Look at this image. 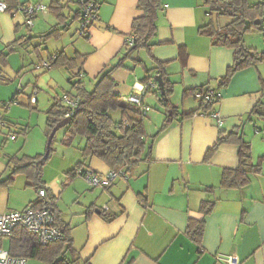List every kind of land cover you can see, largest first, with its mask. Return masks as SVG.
I'll list each match as a JSON object with an SVG mask.
<instances>
[{
    "label": "crops",
    "instance_id": "1",
    "mask_svg": "<svg viewBox=\"0 0 264 264\" xmlns=\"http://www.w3.org/2000/svg\"><path fill=\"white\" fill-rule=\"evenodd\" d=\"M94 1L98 3L96 20L88 28L87 39L78 32L79 21L73 20L80 0H18L15 9L0 13V118L4 123L0 124V144L15 141L26 129L20 145L5 153L1 150L2 176L7 172L10 177L11 156L33 157L45 151L46 111L62 95L75 94L72 72L66 67L43 69L40 62L56 53L77 58L82 86L90 91L102 73L123 57L132 22L142 15L138 0ZM27 4L47 8L35 16L32 27L24 24V15L17 10ZM248 4H264V0ZM51 6L62 7V23ZM219 18L203 0H161L150 52L141 49L114 69V93L120 98L130 95L145 78L157 75L158 64L173 88L169 103L174 119L159 134L165 116L149 115L144 120L149 152L129 168L126 178L100 189L92 188L82 176L71 175L80 163L83 170L97 174L110 170L97 157L83 161L84 139L80 138L62 146L61 156H54L47 172L42 171L43 187L61 221L70 227L74 253L67 254L69 259L77 258L80 264H223L218 255H226L235 256L238 264H264V160L245 187L224 189L220 188L223 170L238 166L237 146L223 143L206 158L219 133L233 130L249 144L251 165L264 157V60L235 71L221 84L232 66L234 50L214 45L199 32L210 22L217 30L230 23ZM256 21L260 20L253 22L255 26L262 24ZM56 28L60 29L57 37L44 42L43 37ZM247 41V48L257 55L264 53L261 45L254 47ZM200 88L215 94L210 114L199 108L195 91ZM156 89L157 85L144 96L146 106L161 105ZM10 100L15 104L7 105ZM194 112L198 113L182 119ZM12 134L15 138L10 140ZM21 175L12 176L8 187ZM36 199L15 207L22 210ZM10 202L0 204V214L13 210ZM202 203L213 204L206 215L201 213ZM191 220L204 221L198 243L187 234Z\"/></svg>",
    "mask_w": 264,
    "mask_h": 264
},
{
    "label": "trees",
    "instance_id": "2",
    "mask_svg": "<svg viewBox=\"0 0 264 264\" xmlns=\"http://www.w3.org/2000/svg\"><path fill=\"white\" fill-rule=\"evenodd\" d=\"M2 1L9 6L10 10L15 9L18 4V0ZM248 1L249 0H203L204 4L209 7L211 14L230 19V23L221 30H217L211 22L199 29L200 34L209 36L214 45L228 46L234 50L232 66L228 68L226 76L221 84L226 83L235 71L264 60V53L257 55L254 49L247 48L244 44L243 38L246 33L252 32L255 29H260L258 26H255L253 22L255 20H260L262 24L264 22V4L249 5ZM89 2L94 4L95 11L94 16L92 15L87 25L86 35L83 36L86 39L88 38V28L92 25L93 21L96 20L98 3L94 0H80V10L75 13L73 18V20L77 19L80 22L82 19L81 10ZM160 5L161 0H138V8L142 11V15L133 20L131 27L132 36L136 35L137 38L134 36L135 39L132 46H128L126 40L123 57L117 62L115 67L102 73L90 91L82 86V70L76 65L77 58L67 59L63 53H56L49 56L46 60L49 62V69L53 67H66L68 71L72 72V80L76 79V82L72 83L75 94L68 95L78 98L79 102L72 110V115L69 117L71 118L70 123L64 126L65 135L60 143L63 146L70 145L75 139L82 137L84 143L80 148V152L83 161L91 157H97L106 164L110 170H123L126 177L129 168L141 160L145 152H147L146 155H148L149 150L144 140L146 138L144 119L138 109L132 105L125 104L120 97L114 93L115 82L112 78V73L115 68L122 65L123 60L130 58L135 52L141 49L150 52L152 47L151 41L156 32V19ZM50 9L53 10L58 19H60V23H62L63 18L59 12L62 7L53 8V6H51ZM59 30L60 29L56 28L46 34L43 37V41L45 42L51 37L56 38ZM54 55L55 59L52 58ZM43 62L44 61L40 62V67ZM156 69H158L157 74L162 76L165 96L168 99L166 102H163L159 96V92L157 89L155 90L159 103L166 109L165 120L158 132L159 134L172 122L175 110L169 103V98L173 91L172 84L167 81L162 64H158ZM150 79L149 77L145 78L144 83ZM210 92V90H205L204 88L195 91V95L199 97V108L203 114H210L213 105L216 103L215 94L212 92L210 99H205V96ZM14 103V100H10L7 104L12 105ZM68 110L66 105L56 100L46 111L45 137L48 138L52 128L58 122L66 118L65 116ZM110 110H120L123 112L124 116L121 123L113 122L109 115ZM128 111L134 112L136 117L132 119L129 118L126 115ZM197 113L198 112H194L183 115L182 119L189 118ZM254 113L262 115L260 112ZM19 133L25 135L26 129H23ZM156 135L150 138L153 139ZM53 142L54 136L43 154H38L33 157L11 156L8 160V165L12 168L10 177L0 182V187L9 186L13 183L12 176L22 174L25 177V185L27 187H35L37 193L39 190L44 189L46 192V199H41L37 195V199L28 206L33 208H48L53 214L54 226L62 232L63 239L46 246H41L37 243L34 235L22 228H16L8 237L9 253L14 257L24 258L25 260H27V258L36 259L42 264H80L77 258L71 257L69 259L67 257V254L72 255L74 253L72 240L70 238V227L61 221L58 213L54 209L53 198L49 195L48 189L43 187L41 179L43 167L54 152L52 146ZM223 143L237 146L238 166L235 169L223 170L220 188L241 189L249 183L250 174H257L260 172L261 162L264 160V157L260 158L257 164L251 165L249 163L251 158L249 144L242 139L238 132L233 130L231 133H219L217 142L207 151L206 158L216 152L218 147ZM81 165L82 163L76 165L69 173L75 176L74 170L76 168L83 170ZM47 201L50 205H47ZM212 207V203H202L200 209L201 213L203 215L208 214L212 210ZM203 230V220H191L187 227V234L198 243L203 234ZM1 243L2 240H0V246Z\"/></svg>",
    "mask_w": 264,
    "mask_h": 264
},
{
    "label": "built area",
    "instance_id": "3",
    "mask_svg": "<svg viewBox=\"0 0 264 264\" xmlns=\"http://www.w3.org/2000/svg\"><path fill=\"white\" fill-rule=\"evenodd\" d=\"M24 15V24L27 27H32L35 16L38 13L47 11V8L42 4H27L22 5L17 9ZM9 11V6L0 1V13ZM94 4L92 2L87 3L81 10L82 19L79 22L78 32L81 36L86 35V28L90 22L92 15L94 16ZM135 37L130 36L127 39L128 46H132ZM55 59V55L52 57ZM49 62L44 61L41 65L43 69H49ZM83 74H81V78ZM156 83L151 78L145 83L136 85L130 95L121 97L120 99L128 105L134 106L139 110L143 119L146 118V114L149 112V107L143 102L144 96L150 88H155ZM212 93H208L205 99H210ZM68 107V113L65 117L72 115V110L77 106L78 98L71 97L68 94L62 95L57 99ZM30 102L34 103L35 98L31 97ZM9 105V104H7ZM217 119L219 126L222 122L219 120L218 114L213 113L211 115ZM0 124L3 126L4 123L0 118ZM10 140H13L15 136L12 134L8 136ZM75 176H82L92 188L107 189L110 185L119 178H126L123 170H109L105 174H97L90 170H74ZM41 199H46V192L41 189L37 193ZM47 205L50 203L47 201ZM16 228H22L28 233L35 236L36 241L41 246H46L55 241L63 239L62 232L54 226V218L52 212L48 208H33L26 207L22 210H9L0 214V240L8 238ZM218 260L223 264H238V260L235 256L218 255ZM0 264H26V260L20 257H14L9 253V250H4L0 247Z\"/></svg>",
    "mask_w": 264,
    "mask_h": 264
},
{
    "label": "rangeland",
    "instance_id": "4",
    "mask_svg": "<svg viewBox=\"0 0 264 264\" xmlns=\"http://www.w3.org/2000/svg\"><path fill=\"white\" fill-rule=\"evenodd\" d=\"M73 6L74 5H71V7H73ZM219 21L222 23H225V22L227 23L230 20L227 17H220ZM258 27L260 28L259 30L255 29L252 32L246 33L244 36V41L248 40L246 42L247 45L252 44V45H254V47H258L255 45H259V46L261 45L262 49H264V22L262 25H260ZM27 107H29V106H27ZM31 107H33V106H31ZM158 109L160 112H154ZM29 111H33V110L29 109ZM156 114H160L162 117H164L166 114V112L164 111V108L161 107V105H159V104L157 105L156 108H155V106H149V112L146 114L145 119L148 120L147 118L149 115L156 116ZM109 115L112 118L114 123H121L122 118L124 116L123 112H121L120 110H110ZM126 115L131 119L136 117V114L134 112H131V111H128ZM64 135H65V128L64 127L61 128L60 130H58L56 132V134L54 135V142L52 145L54 152L51 155V157L47 160L46 164L44 165L43 173L47 172L46 166L48 163L51 162V160L54 158V156H56L57 154L61 156L62 152L65 150L62 147L63 145L60 143V141L63 139ZM79 138L83 139L82 137H78L77 140ZM21 140H22V135L18 134L15 141L7 140L4 144H0V153H1L0 157L3 155V153H5L6 149L7 150L10 149L14 145L15 146L20 145ZM46 142H47V137H45V146H46ZM1 150H3V153L1 152ZM43 153H41V154H43ZM4 165H5V163H4ZM9 169H12V168L10 167ZM0 170L2 171V167L0 168ZM6 174H7V172L5 173V175H3L4 177L0 174L1 175L0 181H5V179L7 178ZM25 182L26 181H25L24 177L21 175V176L17 177L15 183L11 187L2 186L1 187L2 191H0V204H5L8 200V201H11L10 204L13 206V207H10L11 209L19 210V208L15 207L16 205H19L18 207H20V205L25 203L27 200L32 199V198L34 199L37 196V191H36L35 187L24 186ZM0 247L4 250H9L8 238L2 239V243H1ZM26 264H42V263L36 259L27 258Z\"/></svg>",
    "mask_w": 264,
    "mask_h": 264
},
{
    "label": "water",
    "instance_id": "5",
    "mask_svg": "<svg viewBox=\"0 0 264 264\" xmlns=\"http://www.w3.org/2000/svg\"><path fill=\"white\" fill-rule=\"evenodd\" d=\"M255 24H260V21H256ZM154 80V82L157 85V91L159 92V96L161 97V100L163 102H166L168 99L165 96V90H164V83H163V79L162 76L160 74H157L155 76H153L152 78ZM170 114V111H169ZM71 121V118L66 117L63 120H61L60 122H58L51 130L48 138H47V142H46V147H48V145L50 144L51 139L53 138V136L55 135V133L63 128L64 126H66L67 124H69Z\"/></svg>",
    "mask_w": 264,
    "mask_h": 264
}]
</instances>
